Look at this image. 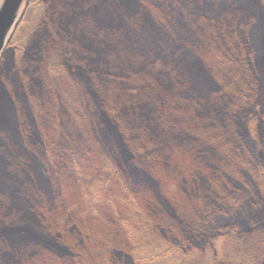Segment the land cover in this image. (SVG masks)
Wrapping results in <instances>:
<instances>
[{"label": "trees", "instance_id": "1", "mask_svg": "<svg viewBox=\"0 0 264 264\" xmlns=\"http://www.w3.org/2000/svg\"><path fill=\"white\" fill-rule=\"evenodd\" d=\"M263 32L264 0H28L0 60V264H264L256 217L215 220L264 214Z\"/></svg>", "mask_w": 264, "mask_h": 264}, {"label": "water", "instance_id": "2", "mask_svg": "<svg viewBox=\"0 0 264 264\" xmlns=\"http://www.w3.org/2000/svg\"><path fill=\"white\" fill-rule=\"evenodd\" d=\"M28 0L0 2V59Z\"/></svg>", "mask_w": 264, "mask_h": 264}, {"label": "rangeland", "instance_id": "3", "mask_svg": "<svg viewBox=\"0 0 264 264\" xmlns=\"http://www.w3.org/2000/svg\"><path fill=\"white\" fill-rule=\"evenodd\" d=\"M0 2H1V0H0ZM12 35H13V33H12ZM12 35H11V37H12ZM257 49H260L262 52L261 56L258 58V67H260L261 75L259 78L260 80L257 82L256 87H255L257 90V96H256V100L253 104L259 108H263L264 107V32L261 35V38H259V40H258ZM1 58H2V56H1ZM11 77H12V75H11ZM240 212H242L241 215L239 214ZM236 216L246 217L245 222L247 221L248 217H251V216L256 217L257 220L259 221L260 227L264 228V214H262L260 211H258L256 209L248 210L247 207L241 208L240 206H238L237 210L235 212H230L227 215V217L218 216L217 217L218 219H215V220H224V219H227V218L229 219V218H233V217L235 218Z\"/></svg>", "mask_w": 264, "mask_h": 264}]
</instances>
